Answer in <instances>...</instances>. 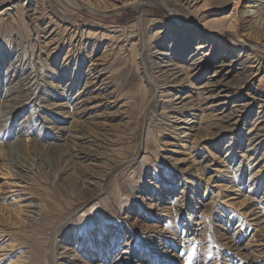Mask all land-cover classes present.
I'll return each mask as SVG.
<instances>
[{"label": "rangeland", "instance_id": "1", "mask_svg": "<svg viewBox=\"0 0 264 264\" xmlns=\"http://www.w3.org/2000/svg\"><path fill=\"white\" fill-rule=\"evenodd\" d=\"M165 1L0 0V264H264V0Z\"/></svg>", "mask_w": 264, "mask_h": 264}, {"label": "bare ground", "instance_id": "2", "mask_svg": "<svg viewBox=\"0 0 264 264\" xmlns=\"http://www.w3.org/2000/svg\"><path fill=\"white\" fill-rule=\"evenodd\" d=\"M67 3H69L70 5H73L74 6H77V8H82V7H86L88 10L92 11V12H98L99 10H103V11H107V10H113V11H116V12H120L122 10H125L127 7H140L144 4H153V3H158V0H111L110 3H106L105 1L103 0H81L82 2H78L77 0H66ZM165 1V0H164ZM170 1V0H169ZM200 0H178V2H180V4L184 7H186L188 10H192L191 13H193L194 15H198L202 10H205L208 5L207 3L203 4L200 8H196V4L199 3ZM166 2V1H165ZM175 2V1H174ZM260 2V1H259ZM240 3H241V0H234V4H233V10H232V13L230 14L229 18L226 20H217L215 21L216 25L219 27V28H222L224 30H229V31H241L243 29H245V26H242V19L240 17ZM85 6H83V5ZM179 4V5H180ZM262 3H260L261 5ZM166 5V4H165ZM168 5V4H167ZM255 6V5H254ZM253 6V7H254ZM264 6V5H263ZM264 9V7H263ZM111 12V11H110ZM112 13V12H111ZM255 14V13H254ZM258 15L257 18H260V23L258 25L259 28H261V30L263 29L264 30V12L261 13L260 10H258L256 12L255 15ZM213 24V23H212ZM258 24V23H257ZM164 32V31H163ZM243 33V32H242ZM258 34V33H257ZM32 77V76H31ZM90 78V77H89ZM93 79V78H92ZM20 83V82H19ZM95 83V82H94ZM34 84L33 83V78H26L25 80H22V84H21V88L23 90V95L21 98H26L23 99V100H26L28 99L27 96H29L28 94H30V92L33 90V87H34ZM92 84V83H90ZM15 86V85H14ZM17 86V85H16ZM88 87V86H87ZM16 88V87H15ZM15 88H13L15 90ZM35 89V88H34ZM19 91V90H17ZM6 92V95L8 97L11 98V96H13L16 92L12 90V87L9 86L8 89L5 90ZM100 94V93H99ZM22 95V94H21ZM15 96V95H14ZM20 97V96H19ZM19 97H16L17 100ZM7 98V97H6ZM99 98V97H98ZM14 100L13 98L10 100L12 101ZM19 101V100H18ZM22 101V100H21ZM24 102V101H23ZM32 102V101H31ZM12 108V106H10ZM16 107V106H14ZM10 109V108H9ZM5 110V108H4ZM12 112V111H11ZM11 112H4L1 116V118L4 119V121H6V123L8 124L11 120V117H10V114ZM4 123V122H2ZM1 123V124H2ZM5 124V123H4ZM6 124V125H7ZM1 134V133H0ZM18 140L22 141V139H19ZM24 141V140H23ZM25 142V141H24ZM13 146V145H12ZM3 148V147H2ZM5 148V147H4ZM9 148V147H8ZM6 150V149H5ZM10 151V149H9ZM14 151V150H13ZM5 152V151H4ZM3 152V153H4ZM11 152V151H10ZM22 152V151H21ZM7 153V152H6ZM20 153V152H19ZM10 154V153H9ZM15 156V155H14ZM9 157V156H7ZM6 157V158H7ZM18 157V156H17ZM4 158V157H3ZM12 158V157H10ZM14 158V157H13ZM15 159V158H14ZM19 159V157H18ZM9 161V160H8ZM17 161V160H16ZM10 162V161H9ZM22 164V163H21ZM11 165V164H10ZM14 165V164H13ZM12 167V166H11ZM12 170V169H10ZM12 174V173H11ZM14 175V174H13ZM18 175V174H16ZM19 176V175H18ZM16 177V176H15ZM17 179V178H16ZM19 179V178H18ZM21 179V177H20ZM15 182V181H14ZM18 183V182H17ZM19 183H22V182H19ZM18 185H16L17 187ZM12 190V189H11ZM17 190V189H16ZM14 191V190H13ZM14 195V194H12ZM21 195V194H20ZM23 195V194H22ZM20 198V197H19ZM16 199V198H15ZM18 202V201H17ZM26 214V213H25ZM262 224V223H261ZM263 228V227H262ZM264 231V230H263ZM230 239V238H229ZM240 252V251H239ZM261 254V253H260ZM7 256V255H6ZM72 258V257H71ZM3 260V259H2ZM77 263V262H76ZM80 264V263H79Z\"/></svg>", "mask_w": 264, "mask_h": 264}]
</instances>
